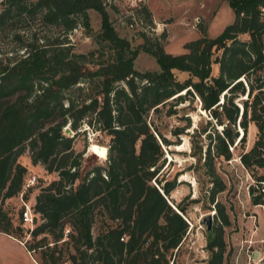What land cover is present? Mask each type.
<instances>
[{"label":"trees","instance_id":"obj_1","mask_svg":"<svg viewBox=\"0 0 264 264\" xmlns=\"http://www.w3.org/2000/svg\"><path fill=\"white\" fill-rule=\"evenodd\" d=\"M112 1H0V33L12 30L17 41L10 55L0 46V204L40 185L34 177L25 187L28 171L18 162L25 151L31 165L56 175L30 203L32 217H40L26 231L30 242L21 238L22 207L16 226L0 207V232L37 252L38 264H174L187 223L182 207L175 211L165 197L174 182L157 180L161 143L167 142L146 121L168 99L196 96L201 111L220 126L207 134L208 157L213 150L228 160L229 147L242 145L252 123L255 138L238 161L245 169L264 168V0H226L232 21L214 37L202 34L186 42L185 52L175 55L157 40L131 47L118 36L105 9ZM89 9L100 21L93 37L109 51L97 62L73 52L66 38L78 20L88 30ZM21 19L40 27L23 36L14 31ZM242 34L247 39H239ZM139 49L154 58L157 71L133 68ZM173 70L185 72L186 79L177 80ZM239 96L244 97L236 103ZM81 123L108 136L104 164L88 170L72 147ZM254 180L249 201L264 208V187H258L264 175ZM222 233L221 225L207 232L206 264H222Z\"/></svg>","mask_w":264,"mask_h":264},{"label":"rangeland","instance_id":"obj_2","mask_svg":"<svg viewBox=\"0 0 264 264\" xmlns=\"http://www.w3.org/2000/svg\"><path fill=\"white\" fill-rule=\"evenodd\" d=\"M112 4V7H105L112 27L118 36L128 40L131 47H139L145 39L149 43L157 40L164 52L173 55L185 52L183 45L202 34L214 37L233 19L226 0H144L135 8L129 7L127 0H113ZM86 12L88 30L78 20L66 38L73 52L86 54L87 60L97 62L106 59L109 51L93 37L100 27L99 15L90 9ZM37 27H40L39 24L21 19L16 23L14 31L27 36L29 30ZM43 28L50 34L54 33L50 26ZM12 33V30L0 33V46L5 55H10L12 52L9 51L14 50L17 44ZM238 38L245 40L247 36L242 34ZM20 52L22 50L15 51ZM133 68L137 71L158 70L154 58L141 49L133 60ZM212 72H216V65H213ZM173 74L179 81L187 77L185 72L177 70H173ZM183 96V102L168 99L146 116L154 133L167 142L161 143L164 162L157 171V180L160 185L166 180L174 182L172 190L165 197L174 208L176 205L182 207L181 215L187 223L174 264H206L209 252L205 247L207 232L203 218L207 214L211 215V227H222L225 243L222 264H264V208L262 205H252L248 194V186L255 184V176L264 175V168L245 169L238 161V154L252 144L256 129L252 123L248 124L242 145L239 142L229 147L231 157L228 160L215 156L213 150H210L208 157L207 134L212 133L213 129L219 131L220 126L210 119L207 112L201 111L196 96ZM243 97L239 96L234 101L238 103ZM234 128L240 135L237 119ZM107 143L108 136L104 132H99L96 126L81 123L74 135L72 147L74 152H80L82 167L88 170L95 164H104L105 153L100 156L98 150L104 148L106 152ZM26 154L25 151L18 162L26 166L29 179L37 177L40 185L36 184L30 191L27 190L26 197L12 196L1 202L0 207L7 213L13 226L19 224L21 200L30 206L40 187L46 186L56 177L55 173H45L39 164L31 165ZM260 186L264 187V184ZM220 187L222 190L216 191ZM31 218V223L20 224L21 238L27 239V242H30V237L25 235L27 229L40 223L39 215H31ZM223 219H226V225ZM95 228L93 234L96 233ZM27 253L31 258L38 259L37 252Z\"/></svg>","mask_w":264,"mask_h":264},{"label":"crops","instance_id":"obj_3","mask_svg":"<svg viewBox=\"0 0 264 264\" xmlns=\"http://www.w3.org/2000/svg\"><path fill=\"white\" fill-rule=\"evenodd\" d=\"M21 262L38 264L29 256L21 241L0 232V264H20Z\"/></svg>","mask_w":264,"mask_h":264},{"label":"built area","instance_id":"obj_4","mask_svg":"<svg viewBox=\"0 0 264 264\" xmlns=\"http://www.w3.org/2000/svg\"><path fill=\"white\" fill-rule=\"evenodd\" d=\"M1 1V0H0ZM129 7H136L139 4H141L144 0H127ZM34 182V177H31L30 179L27 180L25 187L28 185H31ZM18 196H22V194H19ZM22 203V208H21V213H20V218L23 223L29 222L31 223V209L30 206L25 204L23 200H21Z\"/></svg>","mask_w":264,"mask_h":264},{"label":"water","instance_id":"obj_5","mask_svg":"<svg viewBox=\"0 0 264 264\" xmlns=\"http://www.w3.org/2000/svg\"><path fill=\"white\" fill-rule=\"evenodd\" d=\"M63 131L68 133V134H71V131L65 127L63 128ZM160 142V141H159ZM169 203V202H168ZM170 204V203H169ZM170 206L176 211V209L170 204ZM203 222L206 226V232H209L211 230V226H210V222H211V215L207 214L204 218H203Z\"/></svg>","mask_w":264,"mask_h":264},{"label":"bare ground","instance_id":"obj_6","mask_svg":"<svg viewBox=\"0 0 264 264\" xmlns=\"http://www.w3.org/2000/svg\"><path fill=\"white\" fill-rule=\"evenodd\" d=\"M93 148H94V147H93ZM104 153H105V149H104V148H101V149L98 150V154H99L100 156H104Z\"/></svg>","mask_w":264,"mask_h":264}]
</instances>
